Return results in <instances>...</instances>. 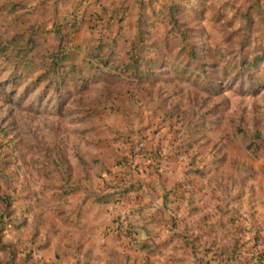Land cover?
Here are the masks:
<instances>
[{
	"label": "rangeland",
	"instance_id": "1",
	"mask_svg": "<svg viewBox=\"0 0 264 264\" xmlns=\"http://www.w3.org/2000/svg\"><path fill=\"white\" fill-rule=\"evenodd\" d=\"M131 141L167 186L205 174L264 216V0H0V216L59 235L60 187L100 184Z\"/></svg>",
	"mask_w": 264,
	"mask_h": 264
},
{
	"label": "crops",
	"instance_id": "2",
	"mask_svg": "<svg viewBox=\"0 0 264 264\" xmlns=\"http://www.w3.org/2000/svg\"><path fill=\"white\" fill-rule=\"evenodd\" d=\"M99 162L110 169L101 158ZM137 163L140 166L134 177L141 185L129 194L124 206L111 200L86 199L100 192L103 182L99 178L100 184L89 190H76L67 196V201L60 192L56 195L58 204L50 210L59 235L51 234L52 229L35 221L32 212L22 213L28 216L24 220L30 226L27 229L6 225L2 240L16 247L17 264H222L214 255L219 248L239 240L244 251L255 246L259 234H264V216L258 214V205L246 206L242 196L232 198V194L210 191L207 186L199 190V180L208 178L205 174L169 187L163 174L156 176L155 169L149 170L147 159L139 158ZM140 168L145 171L139 172ZM260 207L264 209L263 205ZM200 216H205L208 224L225 221L227 216L234 221L211 233L199 228ZM119 218H126L124 226H131L136 233L118 230ZM66 229H74V235L64 236ZM242 249L241 254H245ZM2 255L0 252V258ZM27 255L30 259L25 261ZM242 257L234 263L242 264ZM248 264H254V260Z\"/></svg>",
	"mask_w": 264,
	"mask_h": 264
},
{
	"label": "trees",
	"instance_id": "3",
	"mask_svg": "<svg viewBox=\"0 0 264 264\" xmlns=\"http://www.w3.org/2000/svg\"><path fill=\"white\" fill-rule=\"evenodd\" d=\"M19 7V6H17ZM7 11L9 9L5 8ZM59 27L55 29V31H59ZM32 43V41H30ZM29 42V43H30ZM105 45V44H104ZM37 48H40L38 44H36ZM33 46V47H36ZM5 47V46H4ZM31 48V50L33 49ZM7 48V45H6ZM104 46H100V49H103ZM68 50H62L59 48V50L52 55L53 63L51 64L53 67H57V63H60L61 61L73 58L74 56H77L79 53V48L75 46H71L70 48H67ZM136 49V46H133V50ZM98 54H95V56H92V58L100 59L103 68L107 66L108 58H105L106 56L102 55V52H99ZM97 53V52H96ZM133 57H131L132 59ZM86 59V58H85ZM51 66V67H52ZM128 68H133L132 71L138 72L139 66L129 65ZM128 68L125 70L126 74H129L136 78L139 82H141L145 76H136V74H132L130 71L128 72ZM149 152L146 149L145 146L141 147L140 142H129L127 147V154L124 156V158L116 164L120 167V170L118 172H112L110 169L104 168L99 160H96V166L101 170L102 173H105L106 176L103 177V184L100 188V192L95 195H88L86 199H91L94 202H109L114 201L122 206H124L128 200H129V194L133 191H136L140 187V182L138 179H136L134 176L136 170H137V164L136 160L139 158L147 159L149 162V165L153 166V159L151 156H149ZM159 168L156 167L155 173H160ZM204 175V174H202ZM182 187V186H178ZM80 188H65L60 187L59 192L61 196H65V201H67V196H69L71 193L75 192L76 190H79ZM190 201V200H189ZM187 201V202H189ZM135 204L136 202L133 201ZM134 207L133 204H131V208ZM137 211V210H136ZM15 211L9 212L7 215H4L9 218L8 222L5 223L4 216H0V222L2 223V227L0 228V252L3 253V255L0 258V264H17L16 258L18 256V251L16 247L8 242H3L2 236H3V230L5 229L6 225H12L17 228L20 227L19 222L17 218H15L14 215ZM221 213L223 214L224 211L222 210ZM120 223L118 230L125 231L127 234L134 235L136 232L134 228L131 226H124L123 223H125L127 220L126 218H119ZM233 217L227 216L225 221L221 220L220 222H216L214 224H208L206 222L205 216H200L198 219V225L199 228L207 229L208 232H218L221 227L229 226L233 224ZM260 238H257L256 246H260V250L257 251L255 256L252 258L254 260V264H264V234H259ZM195 238L194 240H196ZM194 240L192 241L194 243ZM214 244V241L211 242ZM243 245L239 242V240H236L231 246L224 245L221 248H219L215 253V257L220 260L222 264H235L234 262L240 257L241 255V249ZM30 259V256L25 257V261H28ZM24 264V263H23Z\"/></svg>",
	"mask_w": 264,
	"mask_h": 264
},
{
	"label": "built area",
	"instance_id": "4",
	"mask_svg": "<svg viewBox=\"0 0 264 264\" xmlns=\"http://www.w3.org/2000/svg\"><path fill=\"white\" fill-rule=\"evenodd\" d=\"M140 146H141V147H143V146H144V144H143V143H140Z\"/></svg>",
	"mask_w": 264,
	"mask_h": 264
}]
</instances>
